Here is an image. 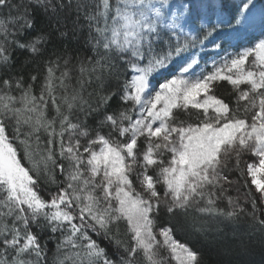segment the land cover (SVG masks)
Listing matches in <instances>:
<instances>
[{
    "label": "snow or ice",
    "instance_id": "6c2138e0",
    "mask_svg": "<svg viewBox=\"0 0 264 264\" xmlns=\"http://www.w3.org/2000/svg\"><path fill=\"white\" fill-rule=\"evenodd\" d=\"M242 214L264 264V0H0V264H256Z\"/></svg>",
    "mask_w": 264,
    "mask_h": 264
},
{
    "label": "trees",
    "instance_id": "16d2710c",
    "mask_svg": "<svg viewBox=\"0 0 264 264\" xmlns=\"http://www.w3.org/2000/svg\"><path fill=\"white\" fill-rule=\"evenodd\" d=\"M81 23H84V22L81 21ZM41 28H44V30H47L43 23H38L37 30ZM36 34H37L36 30L27 32L22 37V39L23 40L31 39ZM86 35H87L86 28L84 29L82 33H80L79 40H77L73 36V34L70 33L64 43L57 44L56 47L59 49V51L57 52V55L64 53V54H71L73 57H75L78 54V50L79 51L84 50L82 41ZM45 47L47 50L43 58L47 59L51 57L52 59H55V56L51 55L54 51L53 45L50 43L46 45ZM65 48H67L68 50L67 53L64 52ZM12 57H13V60L15 61V66L17 68H19L20 65H25L23 74L25 75L26 78L29 75V73L37 74L38 72L39 73L43 72V63H42L41 58L30 59L29 53L18 50V49L12 52ZM41 79H42V76H41ZM36 92L37 94L39 93V83L38 82L36 84ZM230 93H231V87L227 85L226 83L222 84L217 89V95L223 96L227 101H231L232 99V96L230 95ZM251 160H253V157L250 154L246 155L241 162V166L246 167V164L244 163V161H251ZM236 175H237L236 173L232 174L233 179L235 178ZM248 182L250 183V180ZM243 185H244V181H241L238 185H236L235 188L231 189L228 194L235 197L239 193H245L249 191V189L243 187ZM237 188L239 189V193L236 190ZM251 190L254 191V188H252ZM220 206L227 207L226 201H221ZM246 207L248 208L249 211H251L250 204H246ZM167 220H168V217L162 214L161 217L159 218V224L160 225L166 224ZM173 223L175 224L176 222L174 221ZM180 223H183V221H180ZM250 223H251L250 218L242 214L236 223L229 225L228 228H225V232L227 233V240L224 241V243L228 244L234 249V253H233L234 256L243 255L244 259L255 261L256 264H259L261 260L260 245L258 243V238L251 239L249 236V224ZM221 227H223V225H221ZM174 235L177 240L181 242H187L190 246L198 247L203 253L204 264H216V261L220 258L217 253V249L223 252V249L220 247L219 243L210 245L208 242L204 241L203 238L197 239V237L193 236L191 231L188 230L187 228H185L182 231L175 232ZM209 239L211 240V237H209ZM250 242H251L252 251L250 254L244 255L242 246H247L250 244ZM100 243L102 244V246H107L109 252L112 251L111 246H108L106 241L100 240ZM52 247H54V245L50 243L49 248H52Z\"/></svg>",
    "mask_w": 264,
    "mask_h": 264
},
{
    "label": "rangeland",
    "instance_id": "374dc122",
    "mask_svg": "<svg viewBox=\"0 0 264 264\" xmlns=\"http://www.w3.org/2000/svg\"><path fill=\"white\" fill-rule=\"evenodd\" d=\"M258 2H259V0H258ZM233 3H234V0H228L229 7H231ZM209 51H211V50L209 49ZM204 60H205V61H208V63H209V67H210V65H211V60L209 59V56L205 55V56H204Z\"/></svg>",
    "mask_w": 264,
    "mask_h": 264
}]
</instances>
